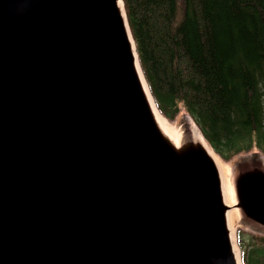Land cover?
I'll return each mask as SVG.
<instances>
[{"label": "water", "instance_id": "obj_1", "mask_svg": "<svg viewBox=\"0 0 264 264\" xmlns=\"http://www.w3.org/2000/svg\"><path fill=\"white\" fill-rule=\"evenodd\" d=\"M130 31L119 0H0V264H241L216 163L160 130ZM236 193L264 226V169Z\"/></svg>", "mask_w": 264, "mask_h": 264}, {"label": "trees", "instance_id": "obj_2", "mask_svg": "<svg viewBox=\"0 0 264 264\" xmlns=\"http://www.w3.org/2000/svg\"><path fill=\"white\" fill-rule=\"evenodd\" d=\"M161 114L182 109L228 162L264 156V0H123ZM239 236L243 264H264V238Z\"/></svg>", "mask_w": 264, "mask_h": 264}, {"label": "rangeland", "instance_id": "obj_3", "mask_svg": "<svg viewBox=\"0 0 264 264\" xmlns=\"http://www.w3.org/2000/svg\"><path fill=\"white\" fill-rule=\"evenodd\" d=\"M169 122L171 126L176 125L175 127L178 130L183 131L185 138L188 142H193V136H192L193 126L197 127V125L184 109H182L181 113L174 121H169ZM218 160L228 169L227 174L229 176L231 174L235 191H236V179L240 173L255 168L264 169V156L256 149H254L251 152L241 153L228 162L222 160L219 156H218ZM238 208L239 210L237 209L236 214L232 216V229L234 231L235 248L238 250V253L242 255L243 248H240L239 246V236L245 239L246 245L248 242L250 246H252L253 244L257 243V240H254L253 237L256 236L257 238L259 237L264 238V226L248 218L244 214L243 210L240 207Z\"/></svg>", "mask_w": 264, "mask_h": 264}, {"label": "bare ground", "instance_id": "obj_4", "mask_svg": "<svg viewBox=\"0 0 264 264\" xmlns=\"http://www.w3.org/2000/svg\"><path fill=\"white\" fill-rule=\"evenodd\" d=\"M119 5H120V8L122 9V12L124 13V16H125L123 0H119ZM130 38H131V41L135 47L134 38L132 36L131 31H130ZM137 72H138L139 78L141 80L142 86H144L143 89H144L146 98H147L148 103L152 109V113L155 117V120H156L160 130L176 147H178V148L182 147L185 143L188 142L185 138L183 131L178 130L175 127L176 125L171 126L168 119L165 118L161 114V112L159 111V109L155 103V100L151 94V91H150L148 83L145 79L143 70L142 71L140 70L139 65H138ZM192 136H193V141L197 144L202 145L203 148L212 157V159L216 163V166L219 170L221 185H222V195H223V199H224L225 204L228 206V211H227V215H226L227 224H228V228L230 230V237L232 238L234 252L238 254V250L235 248L234 231L232 229V216L236 214L237 209L239 210V208L237 205L238 199L236 196V191L234 188L233 180L231 178V174H230V176L227 174L228 169L223 164L220 163V161L218 160V156L216 155L214 150L211 148V146L208 145V143H207L206 139L204 138V136L202 135L200 129L197 128L196 126H193ZM213 252H214V254H215V252L219 253L220 249L217 247L214 249ZM238 263L240 264L239 258H238Z\"/></svg>", "mask_w": 264, "mask_h": 264}]
</instances>
